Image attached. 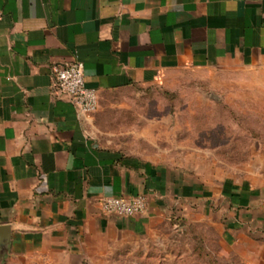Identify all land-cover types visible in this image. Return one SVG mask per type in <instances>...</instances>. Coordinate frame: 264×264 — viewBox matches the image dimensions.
<instances>
[{
	"label": "crops",
	"instance_id": "crops-1",
	"mask_svg": "<svg viewBox=\"0 0 264 264\" xmlns=\"http://www.w3.org/2000/svg\"><path fill=\"white\" fill-rule=\"evenodd\" d=\"M75 61L99 98L184 68L264 70V0H0V225L9 227L0 233L10 239L0 264L90 255L85 249L150 232L180 201L235 209L218 214L226 240L248 237L249 223L264 236L258 168L214 176L197 157L170 165L102 143L95 116L51 92L53 66ZM138 194L148 198L143 214L102 211L107 196Z\"/></svg>",
	"mask_w": 264,
	"mask_h": 264
},
{
	"label": "rangeland",
	"instance_id": "rangeland-1",
	"mask_svg": "<svg viewBox=\"0 0 264 264\" xmlns=\"http://www.w3.org/2000/svg\"><path fill=\"white\" fill-rule=\"evenodd\" d=\"M92 114L98 139L122 151L158 153L170 165H192L197 157L214 176L239 179L253 167L264 176L263 69L176 70L156 85L105 92ZM225 205L213 201L212 211L204 212L180 201L161 212L150 232L85 249L90 255L6 264H264V242L256 238L264 236L254 224L246 225L248 237L226 240L218 214L228 219L235 209Z\"/></svg>",
	"mask_w": 264,
	"mask_h": 264
},
{
	"label": "built area",
	"instance_id": "built-area-1",
	"mask_svg": "<svg viewBox=\"0 0 264 264\" xmlns=\"http://www.w3.org/2000/svg\"><path fill=\"white\" fill-rule=\"evenodd\" d=\"M51 92L59 98L72 101L83 113L90 114L99 106L98 91L85 84V68L82 61L53 66ZM105 214H118L126 217L143 214L148 210L145 194L132 197L107 196L101 201Z\"/></svg>",
	"mask_w": 264,
	"mask_h": 264
},
{
	"label": "water",
	"instance_id": "water-1",
	"mask_svg": "<svg viewBox=\"0 0 264 264\" xmlns=\"http://www.w3.org/2000/svg\"><path fill=\"white\" fill-rule=\"evenodd\" d=\"M4 229L8 230L9 227L7 225H0V232H2V230H4ZM0 237H1V239H0V248H5V247L8 248L9 241H10L9 236L8 235H6V236L4 235L2 237V234L0 233Z\"/></svg>",
	"mask_w": 264,
	"mask_h": 264
}]
</instances>
